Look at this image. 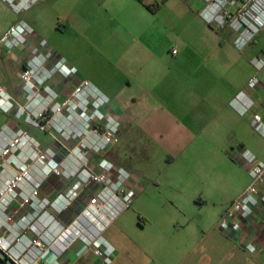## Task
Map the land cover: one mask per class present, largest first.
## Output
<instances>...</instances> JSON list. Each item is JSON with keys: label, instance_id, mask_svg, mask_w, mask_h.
Here are the masks:
<instances>
[{"label": "crops", "instance_id": "obj_1", "mask_svg": "<svg viewBox=\"0 0 264 264\" xmlns=\"http://www.w3.org/2000/svg\"><path fill=\"white\" fill-rule=\"evenodd\" d=\"M104 2L108 8L101 14V20L87 23L78 13L73 15L70 28L75 42L67 59L77 70L79 80L93 82L110 100L112 112L122 124L121 139L126 134H141L163 144L174 155L192 154L201 136L210 141L215 139L218 99L226 97L227 89L223 86L206 95L199 94L197 88L203 85L199 78L202 73L211 76L216 71L211 60L217 54L192 48L195 41L167 53H152L147 48L146 24L153 15L147 8L149 5L142 0ZM5 5L0 1V10L7 9ZM12 22L2 29L0 38ZM137 28L141 36L136 35ZM1 50H7L0 46V66L5 73L9 67L3 62ZM75 82L74 79L67 86V91L74 88ZM14 92L19 98L18 89ZM111 161L131 172L129 188L138 209L142 208L146 192L143 186L166 184L173 190V197L183 202L180 204L184 213L119 214L102 233L115 248L112 264H264V247L250 254L243 246L246 242L264 246V210L257 209L238 234L226 236L219 228L225 210L251 183L244 166L232 160L206 165L205 180L196 182L190 169V173L180 177L173 172L159 181L135 176L114 155ZM206 171L210 173L207 175ZM219 171L231 172L234 178L219 186L216 181ZM208 203L214 205L215 214H202ZM137 217L140 229L146 232L143 235L135 231ZM28 236L32 238V234ZM46 260L58 264H102L80 240L60 258L50 253Z\"/></svg>", "mask_w": 264, "mask_h": 264}, {"label": "built area", "instance_id": "obj_2", "mask_svg": "<svg viewBox=\"0 0 264 264\" xmlns=\"http://www.w3.org/2000/svg\"><path fill=\"white\" fill-rule=\"evenodd\" d=\"M3 1L18 14L40 0ZM209 11L213 10L205 12L208 21L213 19L207 17ZM263 21L249 22L256 28ZM243 27L248 25L240 22L236 29ZM28 31L24 22L11 25L0 46L15 54L26 45ZM76 75L77 70L55 57L42 40L21 71L24 101L0 86V111L51 138L44 145L28 127L13 124L0 129V258L6 264H58L46 257L53 253L60 258L78 240L102 264L113 263L115 248L102 233L131 207V175L104 157L121 136L109 99ZM74 79V88L63 96L62 89ZM239 99L240 114H247L253 102L245 95ZM252 126L264 132V117L256 115ZM235 159L247 169L251 183L220 219L219 228L226 236L238 234L257 209L264 210V161L243 148ZM243 246L250 254L264 247L252 242Z\"/></svg>", "mask_w": 264, "mask_h": 264}, {"label": "rangeland", "instance_id": "obj_3", "mask_svg": "<svg viewBox=\"0 0 264 264\" xmlns=\"http://www.w3.org/2000/svg\"><path fill=\"white\" fill-rule=\"evenodd\" d=\"M142 1L147 3L153 12L146 24L148 50L155 54L167 53L172 48L180 49L184 43L195 41L192 48L217 54V58L211 60V66L216 71L211 76H205L203 73L199 76L203 84L197 88L199 94L202 92L207 95L209 92L212 95L225 86L227 95L224 99H218L216 138L210 141V138L201 136L196 141L192 154L174 155L167 152L163 144L159 145L141 134H126L122 139L120 136V143L114 145L104 157L110 161L113 155L118 157L135 176L148 180L162 181L164 176L173 172L180 177L185 172L190 173L191 169L196 182L206 179V165H220L232 160L239 163L235 157L240 155V148L264 161V132L257 131L252 126L256 115L264 117V21L256 28L249 22L257 23L264 19V0ZM5 4L7 9L0 10V32L10 21H13L11 25L24 22L29 26L27 43L18 52L9 54L1 50L3 62L9 68L3 73L0 66V86L18 101H24L20 75L32 49L37 47L40 41H46L55 57L64 59L66 65L71 67L67 58L71 52L70 47L72 48L75 42V34L70 28L73 15L78 13L84 22L89 23L101 20V14L108 8L104 0H40L17 14L8 3ZM209 9L213 10L214 15L210 21L205 17V12ZM241 21L247 24L248 28L237 30L236 27ZM244 32L246 38L239 42V37ZM136 35L141 36L138 28ZM60 80L56 78V81ZM252 81L257 82L255 87H251ZM89 82L95 87L93 82ZM197 85L199 84L195 86ZM15 89H18L19 98L15 95ZM68 93L69 90L62 89L63 96ZM242 95L249 98V103L253 102L248 113L244 115L239 111V98ZM13 124L28 127L32 135L44 145L50 144L51 138L44 132L16 122L11 115L0 111V129L4 125ZM119 124L122 135L120 121ZM67 146L72 147L70 144ZM208 173L210 172H207V175ZM230 173L218 172L216 181L219 186L234 178ZM129 174L131 175V172ZM143 189H146V192L141 200V210L136 203H132L131 207L121 214H184L180 204L183 202L173 197V190L168 185H152L149 188L143 186ZM203 190L206 191L207 188ZM202 214H215L214 205L205 204ZM139 224L141 221L137 217L138 228L136 227L135 231L137 235H143L146 232L143 233Z\"/></svg>", "mask_w": 264, "mask_h": 264}, {"label": "bare ground", "instance_id": "obj_4", "mask_svg": "<svg viewBox=\"0 0 264 264\" xmlns=\"http://www.w3.org/2000/svg\"><path fill=\"white\" fill-rule=\"evenodd\" d=\"M213 8H214V7H213ZM262 11H264V9H263V8H262ZM209 13H210L211 15H209ZM207 17H208V18H212V17H213V13H212L211 11H210V12H208V13H207ZM241 22H242V21H241Z\"/></svg>", "mask_w": 264, "mask_h": 264}, {"label": "trees", "instance_id": "obj_5", "mask_svg": "<svg viewBox=\"0 0 264 264\" xmlns=\"http://www.w3.org/2000/svg\"><path fill=\"white\" fill-rule=\"evenodd\" d=\"M147 8H148V9H151L150 6H147ZM0 260H1V263H2V264H6L5 260H3V259H1V258H0Z\"/></svg>", "mask_w": 264, "mask_h": 264}]
</instances>
